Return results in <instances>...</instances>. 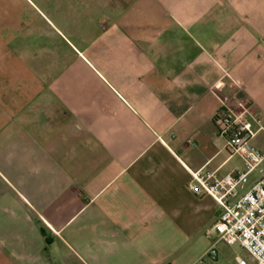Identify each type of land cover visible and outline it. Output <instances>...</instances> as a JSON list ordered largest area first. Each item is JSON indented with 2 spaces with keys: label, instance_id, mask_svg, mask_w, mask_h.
Returning <instances> with one entry per match:
<instances>
[{
  "label": "crops",
  "instance_id": "1",
  "mask_svg": "<svg viewBox=\"0 0 264 264\" xmlns=\"http://www.w3.org/2000/svg\"><path fill=\"white\" fill-rule=\"evenodd\" d=\"M237 100L264 152V0H0V264H216Z\"/></svg>",
  "mask_w": 264,
  "mask_h": 264
},
{
  "label": "built area",
  "instance_id": "2",
  "mask_svg": "<svg viewBox=\"0 0 264 264\" xmlns=\"http://www.w3.org/2000/svg\"><path fill=\"white\" fill-rule=\"evenodd\" d=\"M247 114V106L237 100L233 108L220 109L213 118L219 134L225 139V149L229 154L240 155L245 169L220 178L194 171L187 187L194 195L212 197L220 206L212 226L217 240L238 244L254 264H264V152L250 142L253 132ZM256 121L259 122L258 117ZM253 171L256 179L246 188ZM236 260L237 264H248L240 257Z\"/></svg>",
  "mask_w": 264,
  "mask_h": 264
},
{
  "label": "rangeland",
  "instance_id": "3",
  "mask_svg": "<svg viewBox=\"0 0 264 264\" xmlns=\"http://www.w3.org/2000/svg\"><path fill=\"white\" fill-rule=\"evenodd\" d=\"M220 249H223L221 251H223V255L220 253L219 257H218V262L216 264H225L226 262H224L227 258V260L231 259L229 264H233L232 258L236 253H245L246 251L241 248L238 244H233V245H227L225 243L220 242ZM234 264H236L234 262Z\"/></svg>",
  "mask_w": 264,
  "mask_h": 264
}]
</instances>
